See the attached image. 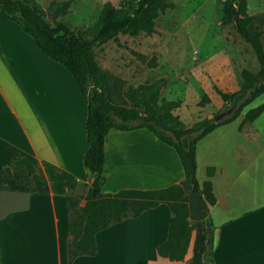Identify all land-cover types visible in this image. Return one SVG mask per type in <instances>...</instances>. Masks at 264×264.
Returning a JSON list of instances; mask_svg holds the SVG:
<instances>
[{"label":"crops","instance_id":"crops-1","mask_svg":"<svg viewBox=\"0 0 264 264\" xmlns=\"http://www.w3.org/2000/svg\"><path fill=\"white\" fill-rule=\"evenodd\" d=\"M245 12H264V0H245ZM15 30L21 40L6 47L0 40V264H188L193 231L182 260L155 252L170 216L164 203L97 231L94 254L68 261L64 182L87 189L91 181L82 166L86 103L70 74ZM234 44L230 56L243 63L250 47ZM250 108L194 146L195 179L209 180L215 199L202 264H264V109L238 129ZM102 148L104 182L95 192L160 189L183 177L173 149L143 128L109 129ZM206 167L214 168L211 177Z\"/></svg>","mask_w":264,"mask_h":264},{"label":"trees","instance_id":"trees-1","mask_svg":"<svg viewBox=\"0 0 264 264\" xmlns=\"http://www.w3.org/2000/svg\"><path fill=\"white\" fill-rule=\"evenodd\" d=\"M130 10L122 5L113 6L109 1L102 3L94 22L88 30L71 34L62 25L51 26L40 10L25 0H0V14L16 24L27 34L49 60L62 66L71 76L86 103L84 122L87 148L82 155V166L91 175V181L81 207H76L69 195L65 196L67 210L66 243L67 259L78 255H93L94 234L124 218L136 217L140 212L164 203L169 212L165 239L156 245L155 252L170 261L182 260L190 238L189 192L199 193V215L203 225L202 239L192 244L188 264H202V254L211 243L210 228L205 225L207 206L215 201L209 180L199 185L195 179V143L217 126L233 120L243 107L264 92V51L260 33L251 27L255 17L245 12V0H221L219 24H233L235 32L246 42L257 62L255 73L241 69V84L231 92L216 89L223 104L219 111L230 109L219 121L202 118L189 126L172 113L179 100H167L160 96L162 80L127 88L110 97L107 76L95 63L91 49L117 34L148 36L154 32V19L165 9L172 8L170 0H132ZM87 36V37H84ZM207 102L201 94L199 105ZM141 109V112L138 111ZM264 109V102L244 112L238 129L251 122ZM218 111V112H219ZM143 128L163 144L171 147L181 166L183 177L178 184L153 190L120 189L114 193L98 191L104 182L103 138L109 129L129 131ZM206 177L214 173L213 167L204 169ZM67 189L74 186L73 180L64 182Z\"/></svg>","mask_w":264,"mask_h":264},{"label":"rangeland","instance_id":"rangeland-1","mask_svg":"<svg viewBox=\"0 0 264 264\" xmlns=\"http://www.w3.org/2000/svg\"><path fill=\"white\" fill-rule=\"evenodd\" d=\"M25 1L37 7L48 24L62 25L71 34L88 30L105 1L128 10L134 5L132 0ZM170 2L172 8L165 9L154 19L152 34H117L114 40L94 46L91 52L98 68L107 76L111 98L115 99L127 88L160 79V96L180 101L178 109L172 113L189 126L202 118H211L222 109L216 89L222 92L238 89L241 84L238 70L252 73L258 65L250 49L242 53L243 63L230 56V51L236 50L234 43L242 39L232 23L219 24L221 0ZM251 16L255 17L250 22L251 27L260 33L264 51V12ZM16 28V24L0 15V40L5 47L8 42L21 40ZM40 70L43 72L41 67ZM201 94L207 97L203 105L198 104ZM263 102L264 92L245 107H256ZM73 188L68 195L76 207H81L88 188L85 184ZM204 221L209 227L206 218ZM188 222L192 225L190 218ZM191 231L195 237V229Z\"/></svg>","mask_w":264,"mask_h":264},{"label":"water","instance_id":"water-1","mask_svg":"<svg viewBox=\"0 0 264 264\" xmlns=\"http://www.w3.org/2000/svg\"><path fill=\"white\" fill-rule=\"evenodd\" d=\"M230 112V109H225L223 111H220L213 115L211 118L214 122L219 121L221 118H223L226 114ZM92 194L95 193V190H92ZM187 197L189 200V205H190V219H191V224L195 229L196 233V241L198 243L201 242L202 239V232H203V225L202 221L200 219L199 215V193L197 192H189L187 193Z\"/></svg>","mask_w":264,"mask_h":264}]
</instances>
